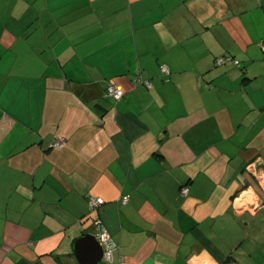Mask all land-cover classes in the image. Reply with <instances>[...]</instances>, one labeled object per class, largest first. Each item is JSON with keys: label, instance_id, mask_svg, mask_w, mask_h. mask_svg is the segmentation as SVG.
Returning <instances> with one entry per match:
<instances>
[{"label": "crops", "instance_id": "1", "mask_svg": "<svg viewBox=\"0 0 264 264\" xmlns=\"http://www.w3.org/2000/svg\"><path fill=\"white\" fill-rule=\"evenodd\" d=\"M262 178L264 0H0V264H81L90 196L114 264H264Z\"/></svg>", "mask_w": 264, "mask_h": 264}, {"label": "built area", "instance_id": "2", "mask_svg": "<svg viewBox=\"0 0 264 264\" xmlns=\"http://www.w3.org/2000/svg\"><path fill=\"white\" fill-rule=\"evenodd\" d=\"M229 62H233V64H235L236 66L240 65L238 61H234L230 57H221L217 59L216 65L223 66ZM162 72L168 73L169 72L168 68L164 66L162 68ZM145 85L148 88L151 87V84H149V82L147 83L145 82ZM107 94L109 97H113L115 100H120L123 97V91L115 85H111L108 88ZM63 144L64 141L59 140L53 144V147L61 148ZM261 186L264 189V179ZM181 193L183 196H187L189 194V188L188 187L182 188ZM129 201L130 199L128 196L122 198L123 205L129 203ZM88 204H89L90 217L92 218L93 224L96 226V233H95L96 240L103 248V262L105 264H114L116 260L118 262H121L122 258L119 255L120 246L118 245L117 242H115L110 232L107 230L102 220L99 218L100 210L105 205V201L102 198L90 196L88 199Z\"/></svg>", "mask_w": 264, "mask_h": 264}, {"label": "water", "instance_id": "3", "mask_svg": "<svg viewBox=\"0 0 264 264\" xmlns=\"http://www.w3.org/2000/svg\"><path fill=\"white\" fill-rule=\"evenodd\" d=\"M76 253L81 264L86 260H92V258H97L95 261H91L88 264H99L103 257V248L97 242L94 235H87L86 237L80 239L76 245Z\"/></svg>", "mask_w": 264, "mask_h": 264}, {"label": "trees", "instance_id": "4", "mask_svg": "<svg viewBox=\"0 0 264 264\" xmlns=\"http://www.w3.org/2000/svg\"><path fill=\"white\" fill-rule=\"evenodd\" d=\"M234 61H237V60H235L234 59V57H231ZM229 64H231V65H233V66H235V67H240L241 66V63H240V65H238V66H236L235 64H233V62H229V63H227L226 65H229ZM167 67L166 65H161V67H160V71H161V74H162V76L164 77V79H165V81L166 82H168V81H170V78H171V73H170V71H169V69H168V73H163L162 72V68L163 67ZM223 66H225V65H223ZM145 82L147 83V82H149V84H151V87L150 88H148L146 85H145ZM134 83L138 86H143V87H145L146 89H151L152 88V83L150 82V81H144V80H142V78L141 77H136L135 79H134ZM111 85H115V84H109L108 86H107V89H106V96H108V94H107V91H108V88L111 86ZM116 86V85H115ZM124 92H123V97H124ZM109 97V96H108ZM123 97L120 99V100H122L123 99ZM109 98H111L112 100H114L115 102H119L120 100H115L113 97H109ZM89 199V198H88ZM88 206H89V204H88ZM99 218L101 219V216H100V213H99ZM102 220V219H101ZM103 222V221H102ZM95 236V235H94ZM116 242V241H115ZM119 245V244H118ZM231 264H236V263H231Z\"/></svg>", "mask_w": 264, "mask_h": 264}]
</instances>
